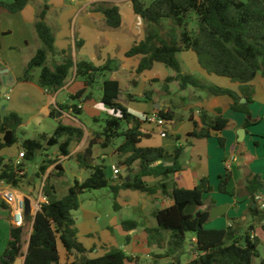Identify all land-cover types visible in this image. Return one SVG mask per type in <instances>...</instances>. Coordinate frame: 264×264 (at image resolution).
<instances>
[{
    "label": "crops",
    "instance_id": "1",
    "mask_svg": "<svg viewBox=\"0 0 264 264\" xmlns=\"http://www.w3.org/2000/svg\"><path fill=\"white\" fill-rule=\"evenodd\" d=\"M100 3L114 4L119 8L122 24L118 29L109 28L104 15L92 10L94 5ZM45 5L49 6L46 22L55 34L56 50L70 52L75 62L88 61L97 67L113 61L115 69L106 78L119 82V101L130 113L141 119L152 115L160 118L159 112L173 113L174 119L165 121L163 125H159L156 120L147 121L143 125L140 147L164 149L168 153L163 161L166 165L173 163V155L178 147L184 148L180 158L183 169L170 182H175L180 188L192 190L201 179H208L212 191L205 195V203L199 209L200 212L209 213L206 228L224 230L231 226L238 231L240 237L249 233L264 246V220L254 217L251 212V208L264 209V76L259 74L252 81L253 102L248 105L250 115H247L232 109L233 100L229 96H215L208 90L193 87L181 91L177 81L167 84V79L175 76V72L162 63H155L151 69L138 73L142 56L127 57V53L135 44L145 40L146 25L135 13L132 0H31L17 14L0 10V112L2 116L14 112L22 118L20 139H31L29 136L32 134L51 135L57 122L50 114L58 104H77L82 109L80 119L68 112L63 113V118L67 123L75 121L80 124L85 132L84 139L71 145L70 155L67 157L60 155L58 147L50 148L43 153L40 162L35 164L33 172L30 170L31 163L27 164V173L35 174L46 156L56 159V164H60L65 173L61 178H54L53 183L58 198L65 197L75 180L83 182L90 176V171L80 168L75 160L76 155L88 147L89 140L96 131L94 127L85 124H89L88 120L101 122L103 116L108 117L112 113L102 103V84L88 90V93H92L91 99L83 98L79 102L70 100L71 96L85 89V84L77 78L75 69L71 71L65 86L56 93H50L39 85L41 69L32 72V80L24 79L26 65L42 46L34 24L37 13ZM190 28L195 30L192 25ZM178 59L183 74L192 75L209 86L232 90L240 95L243 103L245 98L240 93L239 83L207 73L199 64L195 52H181ZM60 62V55L50 56L48 59L51 68ZM166 87L169 92H166ZM202 112H206L212 119L221 116L230 121V126L224 131L212 132L209 138L194 139L189 135L194 130V122L201 124ZM83 117L87 123H83ZM248 120L251 121L250 124H247ZM3 139L0 134V142ZM220 139L224 140V145ZM116 148L101 149L94 146L92 158L93 164H102L110 169L108 175L113 186H121L124 181H129L131 174L122 166L126 157L117 154ZM20 151V144L0 149V158L16 162ZM232 158L234 161H231ZM71 161H75L77 165L76 172L73 173L74 181L67 184L66 195L60 196L56 180L66 177V166ZM108 161L110 165H107ZM228 161L232 162L229 171L226 167ZM160 163L162 162H157L156 165ZM139 165V162L133 165L134 173L138 172ZM54 166L49 168L48 173L53 172ZM114 168L119 170V175L115 176ZM228 172L231 173L228 190L233 195L219 191L221 179ZM253 176H258L263 185L251 194L248 180ZM144 180L151 186H157L162 181L160 177H145ZM7 188H12L29 200L31 211L28 215L32 218L39 211L43 199L40 182H34V186L24 184L21 189L0 183V249L7 248L10 230L14 225V208L7 205L2 196ZM104 191L113 194L109 188ZM173 203L171 194L163 193L160 189H156L154 194L122 189L118 193L116 204L114 200V213L104 218L95 209L94 202L90 201L87 205L82 202L80 209L75 211L81 212V216L73 215L78 240L91 258L103 257L111 249L118 248L144 264H151L153 254L160 250L149 246L148 230L158 227L157 212L169 208ZM212 210L219 212L214 219L210 218ZM28 215L25 214V253L32 232V222L27 221ZM127 221L136 222L137 227L125 231L123 222ZM195 242L196 236L188 234L186 256L189 260L195 257ZM59 253L61 262L67 263V252L62 245H59Z\"/></svg>",
    "mask_w": 264,
    "mask_h": 264
},
{
    "label": "trees",
    "instance_id": "2",
    "mask_svg": "<svg viewBox=\"0 0 264 264\" xmlns=\"http://www.w3.org/2000/svg\"><path fill=\"white\" fill-rule=\"evenodd\" d=\"M31 0H0V10L9 14L22 12ZM134 11L145 22L146 38L135 44L127 53V57L142 56L138 73L149 70L155 63H162L175 72V76L166 83L177 81L181 91L189 87L208 90L215 96H229L233 100L232 109L250 115L248 105L251 104L254 87L252 81L257 75L264 76V0H132ZM49 6H43L37 13L34 29L42 46L26 65L24 79L32 80V72L41 69L39 85L50 93H56L66 84L73 69L77 78L85 84V89L70 97L72 102L81 99L89 100L92 93L89 89L102 84V103L112 112L102 131H95L88 147L75 157L80 168L90 171V176L80 182L75 180L68 194L58 198L54 178L63 177L65 171L56 159L48 156L39 165L35 174L27 173L30 164L40 152L58 147L61 156H69L73 143H80L85 136L83 127L72 121L67 123L63 113L68 112L74 118L82 114L77 104H58L51 110L50 117L55 119L57 127L51 135L40 134L37 138L21 140L19 129L22 118L14 112L2 116L0 112V134L3 142L0 149L20 144L25 151L24 162L17 166L11 160L0 158V183L21 189L24 184L34 186V182L42 184L43 197L46 203H41L36 216H27L32 222V232L25 253L26 225L10 230V240L0 258V264H14L18 258L25 257V264H144L139 259L128 256L122 249L113 248L103 257L91 258L84 245L78 240L76 221L73 212L80 209L81 197L93 190L109 188L116 198L120 190H133L154 194L156 189L170 193L173 205L157 212L158 227L148 230L149 246L156 247L159 253L153 254L151 264H264L259 259V241L249 233L239 236L234 227L224 230H209L205 228L209 219L208 212H200L204 205L205 195L212 191L208 179L203 178L192 189L180 188L171 178L182 171L180 158L184 152L178 147L173 155L171 165L164 164L168 153L162 148L140 147L143 136L142 127L147 118L141 119L120 103V84L107 79L111 73L113 61L105 66L97 67L88 61L75 62L68 51L58 52L55 47V34L46 22ZM94 12L104 15L106 25L118 29L122 24L119 8L114 4L100 3L94 5ZM193 18L196 29L190 28ZM192 50L196 53L199 64L209 74L230 79L239 83L240 93L247 100L241 103L238 93L216 86H209L200 79L182 73L178 54ZM60 55L61 62L54 68L48 64L50 56ZM166 92H169L166 87ZM164 121L174 119L173 113L159 112ZM251 121L248 120L247 124ZM230 126V121L221 116L212 119L206 112L201 113V124L194 122V130L189 135L194 139H206L212 132H221ZM122 138V143L116 148V153L125 156L122 162L129 174V181L121 186H113L107 175V167L93 164V147L108 149L115 146L116 140ZM222 145L224 140L220 139ZM139 162V170L134 173L133 165ZM157 162H162L157 164ZM53 172L48 173L51 166ZM229 171V170H228ZM24 174L21 175L20 173ZM145 177H160L162 181L157 186L145 182ZM231 173L221 179L219 191L233 195L228 190ZM248 190L255 193L263 183L258 176L248 180ZM254 217L264 220V209L251 208ZM200 213V214H199ZM137 223L123 222L125 231L135 229ZM264 230V224L262 226ZM196 236L195 257L184 262L187 255V235ZM59 245L67 252L68 262L62 263Z\"/></svg>",
    "mask_w": 264,
    "mask_h": 264
},
{
    "label": "rangeland",
    "instance_id": "3",
    "mask_svg": "<svg viewBox=\"0 0 264 264\" xmlns=\"http://www.w3.org/2000/svg\"><path fill=\"white\" fill-rule=\"evenodd\" d=\"M145 1L149 2L150 0H145ZM191 25H192V27H194L196 29L197 26H196V22H195L194 18H193V21L191 22ZM78 119H80V116L78 117ZM81 119H82L83 123H87L86 119L84 117L81 118ZM102 119L103 120H101V122H97V123H94L92 120H88L89 124H85V125L94 127V129L96 131H102L103 127H104V124H105V120L107 119V116H103ZM19 137H22V133H19ZM29 137H31V139H34V138H37L38 136L36 134H32ZM122 141H123L122 138L116 140L115 146H113L111 148L118 147L122 143ZM110 151H111V149H109L108 152H110ZM43 153L44 152H40L36 156V158L31 162V167H30L31 172H33V170L35 169V164L37 162H40V160L42 159ZM107 165H110L109 161H108ZM76 166L77 165H76L75 161L69 162L67 164V166H66L67 170H68L66 177L56 180V184L58 186L60 196L61 195H66V193H67V190H66L67 184L73 183V181H74L73 180L74 179L73 173L76 172V168H77ZM108 171H110L109 168H107V175H108ZM108 177H109V175H108ZM104 190H106V189L90 191V192L84 194L81 197V200L86 205L89 204L90 201L94 202L95 209H97L99 212H101L104 215V218H107V216H109L110 214L114 213V208H113V206H114V196L109 191H104ZM73 215L76 216V217H80L81 216V212H78V213L77 212H73ZM206 226H207V223L205 225V228H206ZM0 234H2L1 226H0ZM258 248H259V252H260V256L261 257L256 260V263H260V261L262 259H264V246H263V244L260 243ZM5 250H6V248L0 249V258L2 257V255H3ZM188 260H189L188 256H185L184 259H183L184 262H186Z\"/></svg>",
    "mask_w": 264,
    "mask_h": 264
},
{
    "label": "built area",
    "instance_id": "4",
    "mask_svg": "<svg viewBox=\"0 0 264 264\" xmlns=\"http://www.w3.org/2000/svg\"><path fill=\"white\" fill-rule=\"evenodd\" d=\"M156 120L157 123L159 125H163L165 124V121L161 118H158L157 115H152L150 117H147V121H154ZM25 158V151L21 150L20 154H19V159L18 161H16V165L19 166L23 163ZM231 161H234V158H232ZM228 161L227 162V170H231V166H232V162ZM21 175H23L24 173L21 172ZM114 174L115 176L119 175V170H117L116 168H114ZM2 196L3 199L5 201V203L7 205H10L14 208V214H13V220H14V225L16 227H22L25 225V198L19 194H17V192H15L12 188H7L2 192ZM260 198L258 197L257 200H259ZM47 199L45 197H43L42 199V203H46ZM262 208H264V205L262 206Z\"/></svg>",
    "mask_w": 264,
    "mask_h": 264
},
{
    "label": "water",
    "instance_id": "5",
    "mask_svg": "<svg viewBox=\"0 0 264 264\" xmlns=\"http://www.w3.org/2000/svg\"><path fill=\"white\" fill-rule=\"evenodd\" d=\"M243 103L246 102V99H243L242 100ZM241 135V134H240ZM25 205H26V208H25V214L28 215L31 211V206H30V202L28 199H25ZM219 212L217 210H212L211 211V214H210V218L211 219H214L216 217V215L218 214ZM25 257L23 258H18L14 264H25Z\"/></svg>",
    "mask_w": 264,
    "mask_h": 264
}]
</instances>
